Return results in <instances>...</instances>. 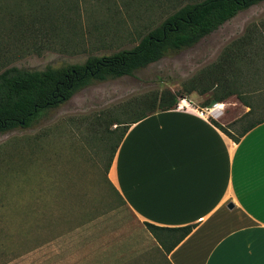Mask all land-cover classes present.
Here are the masks:
<instances>
[{"label": "rangeland", "instance_id": "obj_1", "mask_svg": "<svg viewBox=\"0 0 264 264\" xmlns=\"http://www.w3.org/2000/svg\"><path fill=\"white\" fill-rule=\"evenodd\" d=\"M196 1L80 0L76 7L70 0L65 28L79 23L85 29L73 36L26 23L14 28L4 19L0 71L12 65L62 67L129 49L171 13ZM69 37V43L59 39ZM241 38L217 77L221 83L206 80L207 70ZM191 85L210 88L187 93ZM164 89L177 92L178 103L187 98L197 107L224 104L213 119L234 134L264 117V0L239 11L193 47L131 75L95 80L61 106L41 112L31 126L0 132V264H168L163 248L109 184L111 171L106 176L122 128L110 133L116 124L108 120H130L148 109L138 108L137 100ZM228 90L249 104L250 113L236 94L203 105ZM27 209L28 219L38 224L35 241H19Z\"/></svg>", "mask_w": 264, "mask_h": 264}, {"label": "crops", "instance_id": "obj_2", "mask_svg": "<svg viewBox=\"0 0 264 264\" xmlns=\"http://www.w3.org/2000/svg\"><path fill=\"white\" fill-rule=\"evenodd\" d=\"M65 2L35 0L18 9L28 25L48 26L42 32L85 33L79 23L65 28ZM183 99L128 127L109 180L142 223L194 225L165 252L168 264H264V120L235 142L204 107Z\"/></svg>", "mask_w": 264, "mask_h": 264}, {"label": "trees", "instance_id": "obj_3", "mask_svg": "<svg viewBox=\"0 0 264 264\" xmlns=\"http://www.w3.org/2000/svg\"><path fill=\"white\" fill-rule=\"evenodd\" d=\"M34 1L0 0V35H2L3 25L6 21L14 28L23 27L25 23L26 25L24 26H28L24 15L19 13L18 6L22 3L33 4ZM74 1L70 2V0H66L65 2L67 3L65 13L68 15L71 12L68 3L70 2L76 6L80 2V0ZM260 1L262 0H199L187 3L149 30L129 49H121L111 54L92 55L83 63L69 64L62 67L47 66L44 69L38 70L12 65L3 69L0 71V132L10 131L18 127L31 126L41 112L61 106L76 91L95 80L105 81L131 75L135 70L144 68L162 57L193 47L202 38L234 17L239 11L245 10ZM14 9L17 12L11 13ZM4 19L7 20L4 21ZM242 41H244L242 38L239 41H235L231 49L226 52L225 58L207 70L206 80L216 85L221 83L219 82L221 76L217 77L219 74H222L224 65L232 54L231 51L239 47L238 44ZM2 54L0 47V57ZM209 88L210 86L206 85L198 90L194 85H191L186 88V92L198 91V93L203 94ZM233 94L236 93L232 90L219 95L215 94L213 99L205 100L203 105L210 106L213 102H221ZM236 95L245 105L249 106L246 101L242 100L240 95ZM179 96L177 92H173L170 89H164L160 93L153 92L137 100L138 108L145 105L148 108L147 110L136 113L128 121L119 122L116 118L108 120L110 125L116 124L114 129L109 130L110 133H116L117 127L122 128H119L120 131L118 132L116 142L111 147L106 164V176L115 152L128 127L132 123L157 111L175 108L178 104ZM250 111L251 108L246 113H250ZM263 120L264 117L250 122L237 134L232 133L226 125L223 126L214 119H212V122L231 139L238 142L247 130ZM107 180L119 199L125 204V201L108 177ZM24 216L25 219L20 225L19 230L21 238L18 240H38V224L36 225L35 222L28 219L29 209L24 211ZM143 224L166 253L185 238L194 227V225L164 227L149 222H144ZM37 243L39 244V242Z\"/></svg>", "mask_w": 264, "mask_h": 264}, {"label": "built area", "instance_id": "obj_4", "mask_svg": "<svg viewBox=\"0 0 264 264\" xmlns=\"http://www.w3.org/2000/svg\"><path fill=\"white\" fill-rule=\"evenodd\" d=\"M183 101H184V99H183L180 103H178L177 106H178V107H180L181 105L183 106V105H184V104H182ZM217 105H218V103H216V104H214L213 106H210V107H205V108L203 109V112H205V113L211 115V116L214 117V118H217V117H219V116L221 115V113H222L221 108H218Z\"/></svg>", "mask_w": 264, "mask_h": 264}, {"label": "bare ground", "instance_id": "obj_5", "mask_svg": "<svg viewBox=\"0 0 264 264\" xmlns=\"http://www.w3.org/2000/svg\"><path fill=\"white\" fill-rule=\"evenodd\" d=\"M184 103H185V100L182 102V104H184ZM221 105H222L221 103H218L217 107H218V108H222Z\"/></svg>", "mask_w": 264, "mask_h": 264}, {"label": "water", "instance_id": "obj_6", "mask_svg": "<svg viewBox=\"0 0 264 264\" xmlns=\"http://www.w3.org/2000/svg\"><path fill=\"white\" fill-rule=\"evenodd\" d=\"M229 207H233V205L232 204H229Z\"/></svg>", "mask_w": 264, "mask_h": 264}]
</instances>
